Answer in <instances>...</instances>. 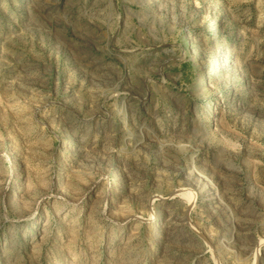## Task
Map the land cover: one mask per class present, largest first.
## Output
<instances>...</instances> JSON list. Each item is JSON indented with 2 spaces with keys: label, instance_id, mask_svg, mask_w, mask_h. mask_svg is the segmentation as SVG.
Listing matches in <instances>:
<instances>
[{
  "label": "rangeland",
  "instance_id": "obj_1",
  "mask_svg": "<svg viewBox=\"0 0 264 264\" xmlns=\"http://www.w3.org/2000/svg\"><path fill=\"white\" fill-rule=\"evenodd\" d=\"M0 264H264V0H0Z\"/></svg>",
  "mask_w": 264,
  "mask_h": 264
},
{
  "label": "bare ground",
  "instance_id": "obj_2",
  "mask_svg": "<svg viewBox=\"0 0 264 264\" xmlns=\"http://www.w3.org/2000/svg\"><path fill=\"white\" fill-rule=\"evenodd\" d=\"M213 23H215V21H214ZM212 25H213V24H212ZM19 199H20V196H19ZM15 200H16V199H13L12 202H15Z\"/></svg>",
  "mask_w": 264,
  "mask_h": 264
}]
</instances>
